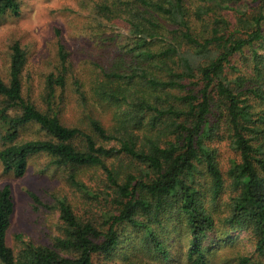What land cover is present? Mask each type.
I'll list each match as a JSON object with an SVG mask.
<instances>
[{
	"label": "trees",
	"instance_id": "obj_1",
	"mask_svg": "<svg viewBox=\"0 0 264 264\" xmlns=\"http://www.w3.org/2000/svg\"><path fill=\"white\" fill-rule=\"evenodd\" d=\"M96 9L119 18L131 34L119 45L122 50L114 48L99 76V98L111 107L116 123L107 127L95 114H88L85 123L63 121L57 91L67 88L69 52L62 42L59 72L47 79L45 108L26 99L27 56L16 42L9 81L0 74V97L6 103L0 107V161L5 172L22 176L32 156L49 154L55 165L71 168L68 182L87 192L79 168H98L105 176V200L116 208L102 210V222L84 221L61 199L64 235L53 246L22 241L16 253L8 244L14 197L5 185L0 261L100 264L94 255L119 247L123 224L144 230L163 250L152 223L176 210L192 234L189 264H210L203 244L217 223L206 204L219 201L229 185L235 195L223 222L229 229H251L256 252L264 256V107L256 110V100L264 103V0H118ZM20 10V0H0V14ZM116 36L110 39L118 42ZM31 125L49 139L20 141L21 130ZM226 137L239 157L224 173L215 145ZM116 158L127 161L123 172L111 164Z\"/></svg>",
	"mask_w": 264,
	"mask_h": 264
},
{
	"label": "rangeland",
	"instance_id": "obj_2",
	"mask_svg": "<svg viewBox=\"0 0 264 264\" xmlns=\"http://www.w3.org/2000/svg\"><path fill=\"white\" fill-rule=\"evenodd\" d=\"M20 1L19 14H0V74L3 79L9 81L12 46L19 42L27 56L22 76L23 95L39 109H44L47 79L51 73L59 72L58 47L62 42L69 52L67 88L57 91V99L64 103L63 121L85 123L88 114H95L107 127L115 124L111 107L99 98L98 86L102 82L99 76L101 68L109 66L115 55L114 48L120 49L119 45H124L123 41L131 34L119 18L109 15L105 9L100 13L96 7L101 3L112 6L118 0ZM114 35L118 42L110 39ZM243 60L241 58L239 66L245 65ZM78 86L82 95L77 92ZM256 101L259 104L256 110L264 107V103ZM5 105L0 97V107ZM8 112L18 113L15 110ZM28 139H49V135L37 125H31L21 130L19 138L20 141ZM228 141L226 137L215 145L224 173L230 161L239 157ZM3 147L0 135V151ZM52 160L46 153L32 156L22 176L5 172L0 161V191L9 185L14 197L8 244L16 253L20 251L22 241L53 246L56 237L62 236L63 223L58 209L61 199H66L84 221L102 222V213L116 208L105 200L107 189L101 170L79 168V178L88 187L90 192H87L68 182L70 167L55 165ZM126 163L119 158L111 161L120 172L125 170ZM234 191L232 186H226L219 201L207 202L217 225L214 233L208 234L203 247H208L210 264H264V256L256 252L257 238L251 229H229L223 222L229 213L228 203L235 195ZM185 220L182 213L172 210L163 215V221L152 223L164 251L152 244L144 230L123 224L119 247L109 255L98 253L94 259L100 264H189L188 246L192 234ZM244 259H247L246 263H243ZM0 264L3 263L0 261Z\"/></svg>",
	"mask_w": 264,
	"mask_h": 264
}]
</instances>
